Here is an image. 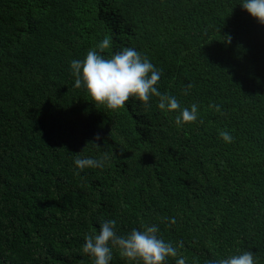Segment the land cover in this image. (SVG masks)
Listing matches in <instances>:
<instances>
[{"label": "trees", "instance_id": "16d2710c", "mask_svg": "<svg viewBox=\"0 0 264 264\" xmlns=\"http://www.w3.org/2000/svg\"><path fill=\"white\" fill-rule=\"evenodd\" d=\"M243 2L0 0V264H93L84 237L107 220L182 244L165 264L246 251L264 264V25ZM106 37L102 55L147 57L197 120L178 127L158 97L109 110L76 88L71 62ZM101 153L74 175V155ZM110 264L127 262L114 248Z\"/></svg>", "mask_w": 264, "mask_h": 264}, {"label": "clouds", "instance_id": "9594fccd", "mask_svg": "<svg viewBox=\"0 0 264 264\" xmlns=\"http://www.w3.org/2000/svg\"><path fill=\"white\" fill-rule=\"evenodd\" d=\"M252 18L264 25V0H244L241 5ZM225 43L231 42L230 36L223 38ZM97 50H89L83 60H73L70 65L72 75L75 77V87H83L87 95L96 105L106 106L109 110H118L125 106L126 102L135 97L147 105L151 97H158L157 107L161 111L169 113L179 112L175 117V124L183 127L197 120L198 106L192 104L190 108H181L175 96L161 94L157 84L161 73L139 52L132 48H125L106 58L102 53L110 47L109 38H105L97 46ZM188 85L185 94L188 93ZM216 112H220L218 105H209ZM202 122V121H201ZM225 143L232 142V136L227 131L219 133ZM97 135L89 142L98 145ZM74 165L79 175L80 171L88 168H102L108 160L107 153H101L100 159L82 158L74 155ZM175 223L173 218L170 224ZM116 221L107 220L100 224L98 233L86 234L82 253L88 255L93 264H110L115 248L120 257L127 264H165L167 258L178 256V248L182 244L173 246L171 242H165L159 237L157 225H143L140 230L133 229L127 235H117ZM176 264H186L185 258L176 260ZM208 264H256L254 254L251 251L242 252L226 259L209 261Z\"/></svg>", "mask_w": 264, "mask_h": 264}]
</instances>
